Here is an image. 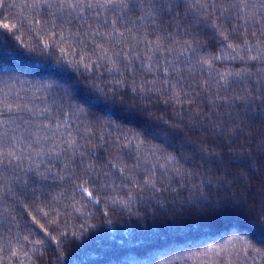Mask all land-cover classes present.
<instances>
[{
    "label": "snow or ice",
    "instance_id": "6c2138e0",
    "mask_svg": "<svg viewBox=\"0 0 264 264\" xmlns=\"http://www.w3.org/2000/svg\"><path fill=\"white\" fill-rule=\"evenodd\" d=\"M25 6L45 12L50 17L46 23L54 28L60 27L59 20L64 26L60 30L66 28L77 44L91 45L98 60L112 65L104 67L116 77L115 85L105 83L101 74L61 86L69 97L83 88L101 109L97 114L70 105V115L92 117L75 129L67 118L58 123L52 117L49 123L38 124L34 114L18 118L33 130L26 127L21 132L15 120L11 121L15 128L0 121V228L25 230L27 235L17 231V243L43 246L37 248L39 255L53 246L59 258L61 238L69 235L58 223L60 205L69 198L63 189L70 187L81 198L99 203L94 191L115 189L117 179L132 182L133 174L141 176L134 181L138 192L150 189L163 194L174 190V179L180 187L215 185L227 193L224 199L235 210L264 225V0H25ZM8 7L0 0V15ZM3 20L0 29H16L6 22L8 17ZM209 44L217 46L216 54ZM225 52L240 64L217 68ZM80 64L88 67L83 60ZM146 64L152 80L138 79ZM160 105H178L179 110L171 113V121H164L170 135L148 130L166 147L151 153L163 163L141 171L144 140L140 133L125 135L117 118L137 120ZM62 124H67L63 131ZM105 129L110 139L105 138ZM112 129L119 133L115 138ZM124 148L129 158L138 153L131 167L117 154ZM34 155L47 162L33 163ZM57 163L61 168L53 171ZM65 181L67 185L61 183ZM53 184L62 190L54 191ZM12 212H19L22 219L18 221ZM32 233L42 238L30 239ZM240 243L245 254L250 251L264 258V247L246 236ZM19 255L13 249L8 259Z\"/></svg>",
    "mask_w": 264,
    "mask_h": 264
},
{
    "label": "trees",
    "instance_id": "16d2710c",
    "mask_svg": "<svg viewBox=\"0 0 264 264\" xmlns=\"http://www.w3.org/2000/svg\"><path fill=\"white\" fill-rule=\"evenodd\" d=\"M5 2L9 7L0 15V22H5L3 18L8 17L6 22L16 25V29L12 32L0 29L4 33L0 38V113L3 114L0 121L10 128L20 125L21 132L26 127L33 129L23 125L18 118L27 119L33 114L38 124H47L52 117L58 123L66 118L71 120L72 129L82 126L81 121L87 124L92 117L81 113L70 115L73 112L70 105L81 106L97 114L101 113V109L92 103L91 96L83 88L69 97L61 91V86L83 83L85 78L91 80L101 74L105 83L115 85L116 74L107 72L104 67L105 64L108 67L112 65L98 60V54L92 53L91 45L77 44L76 37L66 28L61 31L64 26L59 20L56 23L60 27L54 28L46 23L50 17L45 12H33L25 6V0ZM13 4L14 7L11 6ZM201 43L203 45L205 41ZM208 47L216 54V45L209 44ZM224 55L226 58L223 61L216 62L217 68L223 70L240 64L239 60H231L227 52ZM81 60L88 64L87 68L80 64ZM147 67L146 64L138 79H153ZM160 75L157 71L156 79ZM50 84L56 86L49 87ZM18 107L22 110L16 111ZM9 108L12 110L9 111ZM177 110L178 105L167 108L160 105L153 113L146 117L140 115L137 120L117 118L125 135L140 133L144 140L141 171L163 163L151 153L153 149L166 145L163 139L148 134V130L161 136L170 135L164 121H171V113ZM12 120L16 121V125L11 123ZM65 127L67 124H62L61 131ZM108 131L105 129L103 133L106 139H110ZM111 131V138L119 135L115 129ZM127 152L128 149L124 148L117 154L122 155L131 167L138 153L133 152L129 158ZM156 155L159 156V153ZM41 160L47 162L46 157H32L33 163L40 164ZM43 167L41 164L42 170ZM60 168L57 163L52 170ZM140 179L139 174H133L132 182L128 178L123 183L117 179L115 189L109 188L100 193L94 191L93 195L100 197L99 203L81 198L78 192L66 186L63 190L69 198L60 205L58 220L60 230L69 234L61 238L63 246L59 252L63 255L58 258L53 246H48L43 255H39L37 248L43 246H34L26 241L17 243V231L27 235L25 230L13 228L9 232L8 228H0V246L5 249L0 252V257L4 258V264H29L30 261L32 264H264V258L255 253L249 251L245 254L240 243V237L246 236L264 247V225L235 210L224 199L226 192L215 185L211 189L190 188L187 183L185 187H180L175 179L172 181L174 190L163 194H153L150 189L138 192L134 181ZM61 183L67 185L66 181ZM53 190L62 189L53 184ZM73 196L75 199H72ZM12 215L17 216L18 221L22 219L19 212H12ZM41 238L36 233L30 236L33 240ZM13 249L19 250L20 255L8 259Z\"/></svg>",
    "mask_w": 264,
    "mask_h": 264
}]
</instances>
